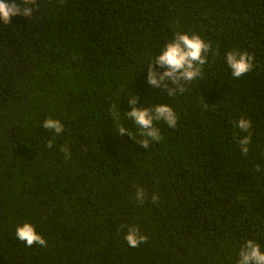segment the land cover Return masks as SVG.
<instances>
[{"label":"trees","instance_id":"obj_1","mask_svg":"<svg viewBox=\"0 0 264 264\" xmlns=\"http://www.w3.org/2000/svg\"><path fill=\"white\" fill-rule=\"evenodd\" d=\"M177 30L219 55L171 99L146 66ZM233 48L255 55L239 79L224 63ZM132 93L179 116L175 129L156 123L163 139L148 149L117 135L138 134ZM26 222L47 247L17 240ZM131 224L148 237L137 248ZM247 239L264 250V0H37L31 17L0 21V264H236Z\"/></svg>","mask_w":264,"mask_h":264},{"label":"clouds","instance_id":"obj_2","mask_svg":"<svg viewBox=\"0 0 264 264\" xmlns=\"http://www.w3.org/2000/svg\"><path fill=\"white\" fill-rule=\"evenodd\" d=\"M35 7H37V0H0V21L3 24H10L11 18L14 16L31 17ZM209 54L215 58L219 55V50L213 51L212 44L206 42L200 34L189 31H174L173 38L168 40L159 52L150 58L146 66L147 83L154 88H161L171 99L177 95H183L192 81L205 79L204 66L208 63ZM224 63L230 69L231 76L237 79L256 67L253 53L236 48L225 52ZM138 101L139 97L136 94L128 95V104L131 110L125 112L127 118L137 125L138 134L119 126L117 135H127L135 139L141 147L148 149L152 142H160L163 139L160 129L155 126L156 123L162 121L169 128L175 129L179 116L170 104L141 107L138 106ZM203 106L209 107L204 101ZM111 112L113 119L119 122L120 109L113 106ZM42 126L55 134L64 131V125L58 119L48 118ZM233 127L244 133V135L236 136V142L242 154L247 155L253 135L252 121L241 117L238 121L233 122ZM53 143L54 140L49 139L46 146L51 148ZM60 150L66 158H70L71 151L67 146H61ZM135 198L141 204L144 202L147 197L143 188L136 187ZM151 201L153 204H157L159 196L153 194ZM123 227L121 225V228ZM15 235L17 240L24 242L26 246L31 247L33 244H38L47 247L46 240L36 232L31 223L26 222L17 226ZM124 239L129 247L137 248L140 244L146 243L148 237L142 234L138 226L131 224L127 226ZM236 264H264V250H262L261 245L252 239L245 240L240 246Z\"/></svg>","mask_w":264,"mask_h":264}]
</instances>
